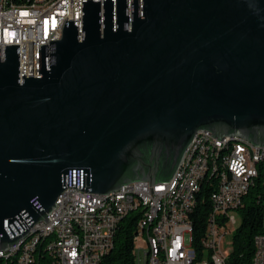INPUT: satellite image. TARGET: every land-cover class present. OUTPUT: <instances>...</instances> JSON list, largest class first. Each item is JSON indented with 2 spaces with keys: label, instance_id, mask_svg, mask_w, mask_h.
I'll return each instance as SVG.
<instances>
[{
  "label": "water",
  "instance_id": "obj_1",
  "mask_svg": "<svg viewBox=\"0 0 264 264\" xmlns=\"http://www.w3.org/2000/svg\"><path fill=\"white\" fill-rule=\"evenodd\" d=\"M204 131L264 147V0L81 1L58 41L0 46V251L65 188L170 182Z\"/></svg>",
  "mask_w": 264,
  "mask_h": 264
},
{
  "label": "built area",
  "instance_id": "obj_2",
  "mask_svg": "<svg viewBox=\"0 0 264 264\" xmlns=\"http://www.w3.org/2000/svg\"><path fill=\"white\" fill-rule=\"evenodd\" d=\"M22 1L39 0H0V46L58 41L64 21L80 22L81 1L104 0H58L40 12L17 11L16 3ZM198 140H205V147L195 153L190 174L180 170L168 183L149 189L147 182H136L108 196L63 189L48 222L32 225L20 239L22 252L16 264H38L39 258H47V264H102L125 217L135 223L133 253L138 239L145 242L144 264H227L220 243L228 225L235 224L230 213L241 214L251 202L260 206L262 222L252 241L251 264H264V147L233 145L229 152H220L225 138L218 140L206 131L192 142ZM209 155H216V164H209ZM180 180H187L185 190H178ZM202 188L209 190L210 210L204 232L194 243L191 215ZM122 191H139L142 202L122 198ZM99 204L108 205V213L89 217V209ZM37 228H44V235H37ZM62 233H69V240H62ZM10 248L0 251V257H7Z\"/></svg>",
  "mask_w": 264,
  "mask_h": 264
},
{
  "label": "trees",
  "instance_id": "obj_3",
  "mask_svg": "<svg viewBox=\"0 0 264 264\" xmlns=\"http://www.w3.org/2000/svg\"><path fill=\"white\" fill-rule=\"evenodd\" d=\"M209 190L202 188L198 203L191 215L194 243L202 236L206 217L210 210ZM205 200L200 202V198ZM249 204V203H248ZM239 228L233 236V250L227 264H251L253 256V238L262 229L261 208L251 202L242 210ZM135 223L133 218L125 217L119 224L111 251L104 257L102 264H135L133 253V237ZM14 264V259L0 261V264ZM38 264H47V258H40Z\"/></svg>",
  "mask_w": 264,
  "mask_h": 264
},
{
  "label": "bare ground",
  "instance_id": "obj_4",
  "mask_svg": "<svg viewBox=\"0 0 264 264\" xmlns=\"http://www.w3.org/2000/svg\"><path fill=\"white\" fill-rule=\"evenodd\" d=\"M58 0H39V1H22L16 3L17 11H31L40 12L44 9V5H55ZM248 147L255 146L250 142L238 138V137H225V143L220 145V152H229L230 147ZM205 140H198V142H192L190 147L186 150L183 161L181 162L176 173L190 174L194 168L195 153H199V150H204ZM209 164H216V155H209ZM187 187V180H180L178 183V190H185ZM122 198H131V201L142 202V194L139 191H122ZM108 213V205L99 204L92 209H89V217H101ZM37 235H44V228H37ZM62 240H69V233H62ZM22 252V242L18 240L13 247L10 248V252L7 257H0V261L14 259V264L20 258ZM40 260V258H39Z\"/></svg>",
  "mask_w": 264,
  "mask_h": 264
},
{
  "label": "rangeland",
  "instance_id": "obj_5",
  "mask_svg": "<svg viewBox=\"0 0 264 264\" xmlns=\"http://www.w3.org/2000/svg\"><path fill=\"white\" fill-rule=\"evenodd\" d=\"M230 215L234 217L235 224H229L227 228V234L223 236L220 249L225 257H230L233 250V236L240 226L241 223V214L239 212H231ZM146 249V245L143 239H138L134 244V261L135 264H144V251ZM3 264V262H2Z\"/></svg>",
  "mask_w": 264,
  "mask_h": 264
}]
</instances>
